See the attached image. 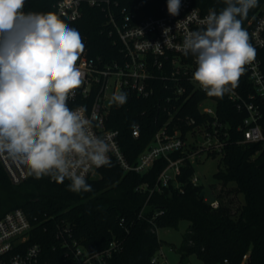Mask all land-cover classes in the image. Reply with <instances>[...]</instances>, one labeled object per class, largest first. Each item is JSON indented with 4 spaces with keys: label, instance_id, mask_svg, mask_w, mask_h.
<instances>
[{
    "label": "trees",
    "instance_id": "1",
    "mask_svg": "<svg viewBox=\"0 0 264 264\" xmlns=\"http://www.w3.org/2000/svg\"><path fill=\"white\" fill-rule=\"evenodd\" d=\"M26 1L36 13L56 14L53 5L57 0ZM119 2L128 10L137 9L140 16H159L163 14L162 5L167 9V0H155L152 5L143 0ZM194 3L202 12H219L225 7L223 0H194ZM263 6L264 0H258L257 6L243 19L242 26L247 32L249 21ZM73 26L81 34L89 56L115 55L108 34L110 25L101 9L85 5L82 17ZM161 96L163 93L158 89L150 98L133 96L122 106L113 108L109 126L120 129L122 149L133 165L165 119L158 110ZM204 97L196 94L186 113L201 119L197 106ZM218 113L222 121L231 124V136L218 156L222 167L214 176L221 183L215 194L219 200L217 207L201 195L203 183H192L195 167L189 159L182 165L176 181L155 189L152 194L149 189L138 191L136 188L142 183L153 187L167 166L166 159H158L144 173L126 171L112 160L110 166L100 169L97 177L86 180L92 191L81 193L70 191L67 179L57 183L49 176L37 179L30 175L25 182L15 185L0 162V215L22 208L38 231L47 256L57 264H62L59 250L53 249L58 222H70L74 233L97 249L106 247L114 235L121 238L123 250L115 255L112 264H161L152 262L153 255L164 243L156 227L178 228L183 220L189 223L181 244L182 257L194 254L202 264H240L243 255L248 253L247 264H264V165L260 167L264 163V149L256 143L238 142L241 134L237 126L244 114L237 112L231 101L219 98ZM136 123L141 125L139 137L131 133ZM178 156V152L173 153L174 158ZM212 156L216 158L217 154ZM237 195L241 200L235 204ZM122 218L126 219L129 232L121 224Z\"/></svg>",
    "mask_w": 264,
    "mask_h": 264
},
{
    "label": "built area",
    "instance_id": "2",
    "mask_svg": "<svg viewBox=\"0 0 264 264\" xmlns=\"http://www.w3.org/2000/svg\"><path fill=\"white\" fill-rule=\"evenodd\" d=\"M143 1L149 5L155 2ZM85 5L98 7L106 15L115 55L92 57L84 47L77 61L83 74L82 84L67 101L69 108L84 109L83 115L92 121L93 134L109 143L110 161L116 160L126 171L144 173L158 159L167 160L155 185L150 187L148 183H142L137 186L138 191L149 189L152 194L155 189L176 181L187 159L195 167L192 183L201 184L197 167L205 157H213V153L217 157L221 155L231 136V124L222 121L218 113L219 97H209L192 79L197 67L195 58L182 51L187 33L201 28L200 21L210 11L202 12L194 0H181L177 16L169 15L165 5L161 6L163 14L159 16H140L137 9L120 6L119 0H57L53 6L56 15L74 28L73 23L82 17ZM23 11L36 13L29 9L26 0ZM165 28L171 29L167 43H164ZM248 32L256 56L244 66L233 91L222 98L231 101L237 112L244 114L237 126L241 134L238 142L256 143L264 149V6L249 21ZM158 89L163 93L158 110L165 119L133 165L122 149L120 129L109 126L113 108L117 106L111 98L113 94L123 92L127 93L128 100L133 96L147 99ZM200 93L205 96L197 106L201 119L186 113L191 99ZM208 100L211 103H206ZM131 133L139 137L141 125L134 124ZM176 152L179 156L174 158ZM0 162L13 184L19 185L30 177L26 167L8 158L7 154L0 155ZM101 168H91L86 180L97 177ZM204 196L213 207L219 205L215 193L212 201L206 193ZM121 224L129 232L125 218L121 219ZM159 231L156 227L158 236ZM55 236L53 249L59 250L62 264H112L115 255L123 250V240L116 235L104 248L87 245L67 221L57 223ZM38 237V231L22 208L0 215V264H57L47 256ZM161 258H166L163 245L153 255L152 262L162 264ZM247 260L248 253L243 255L240 264H247ZM225 263L229 260L225 259Z\"/></svg>",
    "mask_w": 264,
    "mask_h": 264
},
{
    "label": "clouds",
    "instance_id": "3",
    "mask_svg": "<svg viewBox=\"0 0 264 264\" xmlns=\"http://www.w3.org/2000/svg\"><path fill=\"white\" fill-rule=\"evenodd\" d=\"M223 2L225 7L210 10L182 44L183 53L195 58L192 79L209 97L219 98L233 91L256 56L242 22L258 0ZM24 5L25 0H0V155L37 179H67L70 191L90 192V169L111 161L109 143L93 134L84 109L67 104L82 84L77 61L85 45L79 31L56 14L25 13ZM180 7L181 0H167L169 15H179ZM170 31L164 29V43ZM111 99L122 106L128 97L120 92Z\"/></svg>",
    "mask_w": 264,
    "mask_h": 264
},
{
    "label": "rangeland",
    "instance_id": "4",
    "mask_svg": "<svg viewBox=\"0 0 264 264\" xmlns=\"http://www.w3.org/2000/svg\"><path fill=\"white\" fill-rule=\"evenodd\" d=\"M206 103H211L210 100ZM222 167L220 157H205L204 161L197 167V172L200 176L201 183L204 184L206 196L209 200L214 199V193L221 187L215 179V173ZM214 184V187H211ZM231 187H228L230 189ZM214 190V192H213ZM241 200L240 196L237 195L234 199L235 204ZM188 221H181L178 228H163L159 231V236L164 240L163 249L166 254V258H161L162 264H202V260L196 255H186L182 257L181 244L183 235L187 229Z\"/></svg>",
    "mask_w": 264,
    "mask_h": 264
},
{
    "label": "water",
    "instance_id": "5",
    "mask_svg": "<svg viewBox=\"0 0 264 264\" xmlns=\"http://www.w3.org/2000/svg\"><path fill=\"white\" fill-rule=\"evenodd\" d=\"M129 100H131V98H129ZM263 165H264V163H263V164H262L260 167H262ZM205 193H206V191H205V190H203V191H202V193H201V195H202V196H204V195H205Z\"/></svg>",
    "mask_w": 264,
    "mask_h": 264
}]
</instances>
